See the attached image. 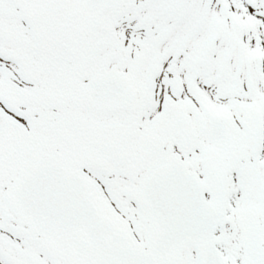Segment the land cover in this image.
Instances as JSON below:
<instances>
[{"label":"snow or ice","instance_id":"6c2138e0","mask_svg":"<svg viewBox=\"0 0 264 264\" xmlns=\"http://www.w3.org/2000/svg\"><path fill=\"white\" fill-rule=\"evenodd\" d=\"M0 264H264V0H0Z\"/></svg>","mask_w":264,"mask_h":264}]
</instances>
